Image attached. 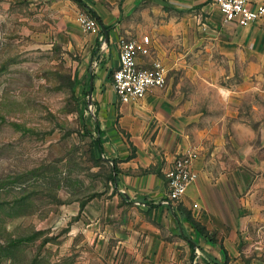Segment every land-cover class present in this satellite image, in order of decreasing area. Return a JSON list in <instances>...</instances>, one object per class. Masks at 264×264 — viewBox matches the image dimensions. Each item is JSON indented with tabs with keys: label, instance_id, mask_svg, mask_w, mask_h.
Wrapping results in <instances>:
<instances>
[{
	"label": "rangeland",
	"instance_id": "rangeland-1",
	"mask_svg": "<svg viewBox=\"0 0 264 264\" xmlns=\"http://www.w3.org/2000/svg\"><path fill=\"white\" fill-rule=\"evenodd\" d=\"M84 1L109 12L127 38H150L168 69L161 121L210 174H229L236 206L256 209L235 220L248 218L249 253L262 258L264 38L222 16L219 37L193 25L183 37L161 0L126 9V0ZM84 11L75 0H0V264H70L58 252L67 211L115 189L96 111L88 112V79L78 84L82 53L71 45L73 30L87 33Z\"/></svg>",
	"mask_w": 264,
	"mask_h": 264
},
{
	"label": "crops",
	"instance_id": "crops-1",
	"mask_svg": "<svg viewBox=\"0 0 264 264\" xmlns=\"http://www.w3.org/2000/svg\"><path fill=\"white\" fill-rule=\"evenodd\" d=\"M82 1L101 23L94 32L84 33L77 27L72 31L71 45L82 53L78 84L83 87L86 78L90 81L87 98L94 105V115L104 133V149L116 167L115 189L67 211L59 254L67 255L70 264H216L215 260L224 264L225 253L227 264H264V255L261 258L262 254L256 257L249 253L251 244L256 243L248 241V218L239 216V222L235 220V213L256 209L235 205L228 173L218 175L211 169L210 174L197 157L193 164L197 178L179 201L181 208L209 233H217L216 242L198 232L183 212L173 207L175 203H163L168 192L164 173L185 149L161 121L164 112L160 106L167 100L166 95L155 89L136 101H118L112 88V72L118 66V39L126 37L123 32L128 31L109 23L112 16L106 10ZM135 1L126 0L122 8ZM161 1L168 13L174 14L170 26L181 36L190 35L193 25L195 33L202 35L205 30L209 36L219 37L222 14L213 0ZM102 27L108 31L100 34ZM243 28L264 38V18ZM151 57L156 58L153 52ZM151 57H141L140 63L147 65ZM175 214L189 239L180 235Z\"/></svg>",
	"mask_w": 264,
	"mask_h": 264
},
{
	"label": "built area",
	"instance_id": "built-area-1",
	"mask_svg": "<svg viewBox=\"0 0 264 264\" xmlns=\"http://www.w3.org/2000/svg\"><path fill=\"white\" fill-rule=\"evenodd\" d=\"M213 1L222 14L224 24L246 27L264 18V3L255 0ZM78 22L86 32H94L98 28L97 21L84 12L79 14ZM99 39L104 43L102 36ZM117 49L118 66L112 72V88L120 103L139 100L148 92L165 85L168 69L158 58L151 57L152 42L148 36L137 39L120 37ZM141 57L151 59L144 65L140 63ZM88 112H95L92 103L88 106ZM197 157L194 150H187L174 158L172 165L164 173L168 192L163 203H176L183 198L188 186L197 178L193 167ZM193 206L196 207V204ZM195 252L199 254L198 249Z\"/></svg>",
	"mask_w": 264,
	"mask_h": 264
},
{
	"label": "trees",
	"instance_id": "trees-1",
	"mask_svg": "<svg viewBox=\"0 0 264 264\" xmlns=\"http://www.w3.org/2000/svg\"><path fill=\"white\" fill-rule=\"evenodd\" d=\"M80 6H82V7H85L86 9H87V11L90 13V15L97 21V23L99 22V23H101V21H100V18L93 12V10H91L89 7H87V5L82 1V0H75ZM98 23V24H99ZM103 28V30L101 31L100 30V34H103L102 32H107L108 31V28L107 27H102ZM91 77H90V75H89V79H90ZM91 85H90V81H88V85H87V89H85L84 90V93L87 95L91 90ZM95 131H96V133L98 134V138H97V142H98V145L99 146H101V142H100V137H99V135H101V134H104L101 130H100V128H99V124H98V121H97V119H96V121H95ZM113 171L115 172L116 171V167L113 165ZM182 212H183V214L185 215V217H186V219L188 220V222L198 231V232H200L204 237H206L207 239H209V240H211L212 242H216V239H215V237L211 234V233H209L207 230H206V228L204 227V226H202L201 224H199L198 222H196L193 218H192V216L190 215V213L189 212H187V211H185V210H183L181 207L179 208ZM175 221H176V225H177V228H178V230H179V232H180V235L183 237V238H185V239H189L188 238V236L184 233V231L182 230V228H181V225H180V222H179V219H178V217H177V215L175 214ZM227 260H228V258H227V255H226V253H225V262H224V264H227ZM216 264H220L218 261H214Z\"/></svg>",
	"mask_w": 264,
	"mask_h": 264
}]
</instances>
